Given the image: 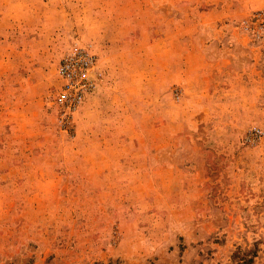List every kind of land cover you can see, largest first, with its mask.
<instances>
[{"label": "rangeland", "instance_id": "rangeland-1", "mask_svg": "<svg viewBox=\"0 0 264 264\" xmlns=\"http://www.w3.org/2000/svg\"><path fill=\"white\" fill-rule=\"evenodd\" d=\"M0 264H264V0H0Z\"/></svg>", "mask_w": 264, "mask_h": 264}, {"label": "built area", "instance_id": "built-area-1", "mask_svg": "<svg viewBox=\"0 0 264 264\" xmlns=\"http://www.w3.org/2000/svg\"><path fill=\"white\" fill-rule=\"evenodd\" d=\"M94 66V58L85 50H78L71 56L65 58L60 65V73L67 79V85L70 89H74L77 95L82 90L88 89L91 84L88 82V73ZM73 96V92L65 93L61 98L62 100Z\"/></svg>", "mask_w": 264, "mask_h": 264}]
</instances>
